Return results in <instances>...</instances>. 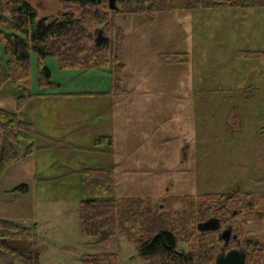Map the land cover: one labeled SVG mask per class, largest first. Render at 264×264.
Here are the masks:
<instances>
[{
  "label": "rangeland",
  "instance_id": "rangeland-1",
  "mask_svg": "<svg viewBox=\"0 0 264 264\" xmlns=\"http://www.w3.org/2000/svg\"><path fill=\"white\" fill-rule=\"evenodd\" d=\"M28 2L39 18L64 12L62 0ZM5 8L0 0V12ZM110 13L126 34L127 93L113 94L105 70L61 69L54 57L46 60L51 84L40 86L34 51L29 86L0 84V108L19 112L36 128V152L25 158L27 145L20 144V159L0 178V218L25 227L38 223L41 264H83L84 255L105 252L118 253L120 264H149L120 230L107 242L82 233L85 168L113 171L117 200L150 197L161 212L170 196L264 193V58L236 56L264 52V8ZM169 52H188L189 63L158 60ZM1 56L6 60L3 50ZM20 98H27L21 110ZM23 184L28 192L16 189ZM172 213L184 215V204L175 202ZM224 221L222 230L233 226L250 249L264 245V221L245 213ZM220 232L207 236L219 251ZM181 237L179 250H190ZM7 244L31 249L25 241Z\"/></svg>",
  "mask_w": 264,
  "mask_h": 264
},
{
  "label": "trees",
  "instance_id": "trees-1",
  "mask_svg": "<svg viewBox=\"0 0 264 264\" xmlns=\"http://www.w3.org/2000/svg\"><path fill=\"white\" fill-rule=\"evenodd\" d=\"M2 1L7 13L0 12V84L11 81L17 86H29L31 53L34 51L39 60L40 86L51 84V70L46 60L54 57L61 69H110L113 94L127 93L123 89L126 34L114 24L109 0H62L64 12L57 17L46 18H39L28 0ZM118 6V11L114 12L134 15L199 9L264 8V0H119ZM99 27H104L106 33L109 28L116 32L109 44L95 48L90 32ZM2 50L6 60L1 56ZM180 55L175 52L162 53L158 60L167 64H188L189 53ZM236 56L244 60L258 59L264 58V52L240 51ZM26 100L20 98L19 110L24 107ZM0 133L2 178L5 171L20 159V144L27 145L22 152L23 157L29 158L36 152V128L19 112L0 108ZM116 187L113 171L105 168L83 169L80 201L82 233L90 240L107 242L118 236L120 230L136 246L140 258L149 264H216L220 251L213 237L208 239L207 236L215 235L219 230H202V224L210 218H215L216 222L227 217L235 219L242 213L248 219L252 217L255 221H264V193L250 192L245 196L242 192L228 196L213 193L170 196L166 199L169 209L161 212L150 197L117 200ZM16 189L28 192L29 186L23 184ZM246 199L249 201L247 204ZM175 202L184 204V215L174 216L172 209ZM209 213L212 215L209 216ZM179 231L183 232L178 235ZM180 236L190 245V250H179ZM40 238L37 223L25 227L0 218V264H41L40 253L36 251ZM241 239L247 249V263L254 261L253 264H264V245L257 243L252 250L250 248L253 246L249 247V242ZM9 241L28 242L31 249L23 252L9 246ZM218 243H221L220 240ZM82 263L120 264V257L115 252L86 254Z\"/></svg>",
  "mask_w": 264,
  "mask_h": 264
},
{
  "label": "water",
  "instance_id": "water-1",
  "mask_svg": "<svg viewBox=\"0 0 264 264\" xmlns=\"http://www.w3.org/2000/svg\"><path fill=\"white\" fill-rule=\"evenodd\" d=\"M119 0H109V8L112 11H118ZM90 36L94 39V47L101 48L106 44H109L111 41V37L106 34L105 28H98L94 31V33L90 34ZM215 221V220H214ZM205 225L202 224V230H205ZM219 227L218 222H214L213 226L210 229H217ZM232 234V229L228 228L222 238L225 239L226 245L228 244ZM216 264H247V253L242 250L233 249L229 252L225 251V248L222 249V252L219 253L216 257Z\"/></svg>",
  "mask_w": 264,
  "mask_h": 264
},
{
  "label": "flooded vegetation",
  "instance_id": "flooded-vegetation-1",
  "mask_svg": "<svg viewBox=\"0 0 264 264\" xmlns=\"http://www.w3.org/2000/svg\"><path fill=\"white\" fill-rule=\"evenodd\" d=\"M234 193H235V192H234ZM230 219H233V218L230 217ZM214 220H216V219H215V218H210V219H208V221L205 223V224H207V225H205V227H204V228H205V231H206V230H212V229H210V228L213 226V224H214V222H215ZM224 220H225V219H222V218L220 219V221L218 220L217 222H218L219 227H218L217 229H215L216 231H217V230L221 231L220 234H219V240H220V242L223 243V245H222V247H221V251H220V253L222 252V249H223V248H225V251H226V252H229V251H231V250H233V249H237V250L245 251V252L247 253V249H246V247L244 246L242 239H241L237 234L234 233V228H233V226H231V225H229L228 228H231V229H232V234H231V238H230L228 244L226 245L225 239L222 238V236L224 235V232L228 229V228H226V229H223V230H222V223L225 222ZM233 240H234V241H237L238 248H232V249H229V250H228V248H229V246L231 245V242H232ZM247 256H248V255H247Z\"/></svg>",
  "mask_w": 264,
  "mask_h": 264
},
{
  "label": "crops",
  "instance_id": "crops-1",
  "mask_svg": "<svg viewBox=\"0 0 264 264\" xmlns=\"http://www.w3.org/2000/svg\"><path fill=\"white\" fill-rule=\"evenodd\" d=\"M100 70H105L107 73L111 74V71L110 69H103V68H99ZM82 71H85V70H82ZM38 224V223H37Z\"/></svg>",
  "mask_w": 264,
  "mask_h": 264
}]
</instances>
